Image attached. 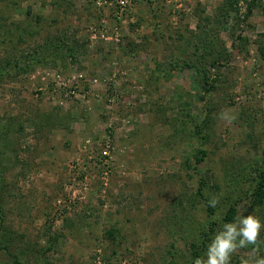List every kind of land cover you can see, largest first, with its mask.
Listing matches in <instances>:
<instances>
[{
    "label": "rangeland",
    "instance_id": "374dc122",
    "mask_svg": "<svg viewBox=\"0 0 264 264\" xmlns=\"http://www.w3.org/2000/svg\"><path fill=\"white\" fill-rule=\"evenodd\" d=\"M116 1L0 0V264H191L264 220V0Z\"/></svg>",
    "mask_w": 264,
    "mask_h": 264
},
{
    "label": "clouds",
    "instance_id": "9594fccd",
    "mask_svg": "<svg viewBox=\"0 0 264 264\" xmlns=\"http://www.w3.org/2000/svg\"><path fill=\"white\" fill-rule=\"evenodd\" d=\"M218 200L213 198L209 202L210 207H216ZM251 213L238 215L231 222L221 225L207 244V250L201 257L194 258L193 264H230L232 255L241 248L253 245V251H257L262 231H264V220ZM242 264H264V256H255L246 259Z\"/></svg>",
    "mask_w": 264,
    "mask_h": 264
},
{
    "label": "trees",
    "instance_id": "16d2710c",
    "mask_svg": "<svg viewBox=\"0 0 264 264\" xmlns=\"http://www.w3.org/2000/svg\"><path fill=\"white\" fill-rule=\"evenodd\" d=\"M257 1L258 0H252V3H250L251 6L248 7V12H247L248 15L251 14L252 9L254 8L255 2H257ZM224 53H225V51H223L222 53L220 51V53L217 54V57L210 64V66H212V67L218 66L220 59ZM203 86H204V88H205V86H207V88H205L207 90H208V87L211 88V85L209 83H207L206 79H204ZM201 154L205 155V152L202 151ZM202 158L203 157H201L200 159H197V163H200V161L203 160ZM259 169L260 170L257 171V175L254 179V187L255 188L253 190V197H255V201H254L255 204L262 205V204H264V169H261V168H259ZM203 198H204L205 205L207 207V212L211 216H214V214H215L214 208L209 206V202L211 201V199L205 198V197H203ZM233 218H234V208L230 207L229 209H227L225 219L228 222V221H231ZM0 222H3V219L1 217H0ZM214 231H215L214 227H212L211 228V234L212 235L211 234L203 235V237L200 239V243H198L196 245V247L193 248V251H192L193 259H192L191 264H193L194 258L201 257V253L204 252L205 250H207V244L210 242ZM0 242H1V240H0ZM13 259H15L16 264H21V263H19L17 257L13 256Z\"/></svg>",
    "mask_w": 264,
    "mask_h": 264
},
{
    "label": "built area",
    "instance_id": "2783aa9c",
    "mask_svg": "<svg viewBox=\"0 0 264 264\" xmlns=\"http://www.w3.org/2000/svg\"><path fill=\"white\" fill-rule=\"evenodd\" d=\"M138 0H117L116 5H117V12L116 16L118 18H121L123 14L129 9V7H132ZM106 3V2H105ZM110 149V146L107 145V149L104 152L106 155H109L108 150Z\"/></svg>",
    "mask_w": 264,
    "mask_h": 264
}]
</instances>
